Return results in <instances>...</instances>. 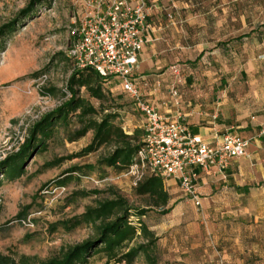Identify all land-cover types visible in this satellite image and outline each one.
Instances as JSON below:
<instances>
[{
	"label": "rangeland",
	"instance_id": "1",
	"mask_svg": "<svg viewBox=\"0 0 264 264\" xmlns=\"http://www.w3.org/2000/svg\"><path fill=\"white\" fill-rule=\"evenodd\" d=\"M153 1L157 9L151 15L154 24L151 34L157 40L148 43L146 50L155 51V59H161L164 68L185 69H151L148 75L164 73L166 81L174 80L183 89L194 84L199 90L208 78L222 76L231 87L239 69H198L206 53L225 49L227 52L221 58L235 67H244L252 56L264 54V41L259 39L260 34L264 37V28H261L264 0ZM29 2L0 0V26L15 19ZM78 13L74 0H51L49 4L36 6L34 13L3 39L0 48V161L19 149L33 123L68 98L65 85L73 65L67 52L72 21ZM239 35L244 37L237 40ZM42 74L47 75V80L38 88L37 79ZM105 91L109 95L104 105L118 113L116 122L127 134L135 133L137 139L142 140L143 117L135 110L119 81L107 85ZM89 102L98 105L94 99ZM92 137L93 132L89 131L78 140L68 142L59 128L45 151L27 159L21 177L7 180L0 176L1 254L11 256L17 264H36L59 257L68 247L96 235L92 223L70 229L59 223L84 213L86 207L95 206L97 201L112 198L113 194L134 207H146V196L137 195L135 188L149 173L143 171L141 180L134 185V176L124 175L125 170L99 165L98 160L112 152V144L80 154ZM74 167L79 170L67 172ZM84 193L89 194L83 196ZM180 195L177 191L176 196ZM197 210L199 213L200 208ZM21 212L27 213L29 225L16 219ZM174 231L167 234L173 236ZM257 233L255 255L251 246L249 257L248 243L241 244L240 248L231 247L232 253H238L239 261L225 262L221 249L215 244L207 246L202 236H198L194 240L182 238L173 245L158 238L148 250V256L140 254L130 264H264V225L260 220ZM195 240L198 246L190 248ZM144 242L136 236L120 252ZM206 254L210 258L203 257ZM106 259V254L93 252L87 264H104Z\"/></svg>",
	"mask_w": 264,
	"mask_h": 264
},
{
	"label": "crops",
	"instance_id": "2",
	"mask_svg": "<svg viewBox=\"0 0 264 264\" xmlns=\"http://www.w3.org/2000/svg\"><path fill=\"white\" fill-rule=\"evenodd\" d=\"M154 12L152 9L148 17L151 24L148 32L150 42L157 40L151 34L154 25L151 15ZM259 39L264 41L262 34ZM146 46L138 55L133 78L148 103L168 119L173 118L176 111H181L188 128L209 144L218 142L226 132L245 137L250 143L246 155L232 159L223 173H217L214 169L199 172V213L180 192L175 181L170 180L166 187H169L172 208L164 215L158 209L147 211L143 216L145 225L159 240L163 238L165 243L171 245L182 241V238L194 240L202 236L207 246L215 244L221 249L225 262L240 260L238 253L236 255L230 251L232 246L240 248L241 244L248 243L249 257L251 246H254L252 251L255 255L258 220L264 225V54L256 58L252 56L244 67H235L221 58L227 52L225 49L208 51L198 69H239L236 81L230 87L222 76L208 78L201 90L194 84L183 89L177 83L180 101L176 106L168 92L175 81H166L164 73L157 76L146 73L151 69L185 68H164L165 63L155 59V51L146 50ZM177 191L180 196H176ZM172 229L175 230L174 237L171 233L167 234ZM196 246L198 243L195 240L190 248ZM206 256L210 258L209 254L203 255Z\"/></svg>",
	"mask_w": 264,
	"mask_h": 264
},
{
	"label": "trees",
	"instance_id": "3",
	"mask_svg": "<svg viewBox=\"0 0 264 264\" xmlns=\"http://www.w3.org/2000/svg\"><path fill=\"white\" fill-rule=\"evenodd\" d=\"M50 1L30 0L15 19L0 26V48L3 39L12 33L23 19L32 15L36 6L49 4ZM145 1L152 9H157L153 0ZM261 26L264 28V23ZM243 37L239 35L237 40ZM117 81L112 77H103L91 68L72 69L65 85V95L68 98L33 123L28 131V137L19 149L0 161L1 178L15 180L21 177L25 173L24 164L27 159L45 151L48 141L59 128L63 130L68 142L76 141L92 131L93 137L90 143L81 150L80 154L93 152L103 144H112V152L99 159L98 164L114 167L119 171L126 170L134 162L142 140H138L135 133L127 134L123 131L116 122L118 113L104 105L109 95L105 87ZM89 99L96 100L98 105L91 104ZM71 125L75 127L71 129ZM192 133L195 134L194 131ZM77 170L79 168L74 167L67 172ZM135 193L146 196V207H134L121 196L113 194L112 198L97 201L95 206L86 207L84 213L59 223L65 229L83 223H92L96 235L92 239L68 247L59 257H52L36 264H87L93 252L106 254L107 259L104 264L122 262L130 264L140 254L148 256V250L158 237L148 225H145L143 216L151 209H159L161 215L167 214L173 204L169 203L170 194L166 185L155 174L139 182ZM88 194L84 193L83 196ZM26 217L27 213L21 212L16 219L22 220ZM136 236H140L145 242L129 248L124 253L120 252L121 248ZM0 264H17V262L11 256L0 253Z\"/></svg>",
	"mask_w": 264,
	"mask_h": 264
},
{
	"label": "built area",
	"instance_id": "4",
	"mask_svg": "<svg viewBox=\"0 0 264 264\" xmlns=\"http://www.w3.org/2000/svg\"><path fill=\"white\" fill-rule=\"evenodd\" d=\"M79 13L72 21L71 43L67 58L73 69L91 68L103 77L119 81L123 92L133 101L143 117L142 145L124 175L134 176V185L143 171L159 176L166 185L173 180L180 192L201 208L197 180L200 171L214 169L223 173L230 161L245 156L250 140L226 132L215 144L192 133L181 111L166 118L148 103L133 78L138 55L151 40L148 17L151 6L145 0H74ZM171 19V15L167 14ZM40 86L47 75L38 77ZM174 82L169 95L176 106L180 95ZM30 224V219L20 220Z\"/></svg>",
	"mask_w": 264,
	"mask_h": 264
}]
</instances>
